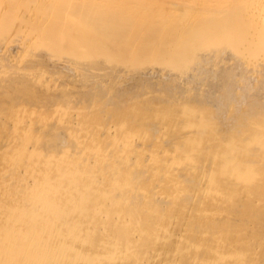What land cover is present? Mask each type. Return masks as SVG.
<instances>
[{"label": "bare ground", "instance_id": "obj_1", "mask_svg": "<svg viewBox=\"0 0 264 264\" xmlns=\"http://www.w3.org/2000/svg\"><path fill=\"white\" fill-rule=\"evenodd\" d=\"M0 264H264V0H0Z\"/></svg>", "mask_w": 264, "mask_h": 264}]
</instances>
